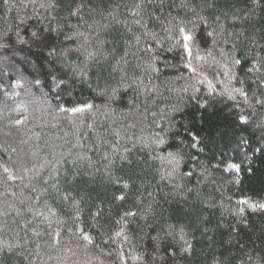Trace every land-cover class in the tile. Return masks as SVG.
Returning a JSON list of instances; mask_svg holds the SVG:
<instances>
[{"label":"trees","instance_id":"obj_1","mask_svg":"<svg viewBox=\"0 0 264 264\" xmlns=\"http://www.w3.org/2000/svg\"><path fill=\"white\" fill-rule=\"evenodd\" d=\"M0 264H264V0H0Z\"/></svg>","mask_w":264,"mask_h":264}]
</instances>
